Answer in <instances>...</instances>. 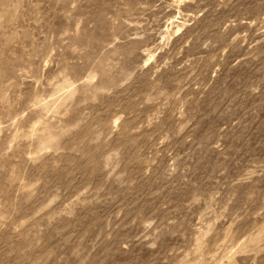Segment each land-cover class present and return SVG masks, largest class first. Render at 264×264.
Segmentation results:
<instances>
[{"label":"rangeland","instance_id":"1","mask_svg":"<svg viewBox=\"0 0 264 264\" xmlns=\"http://www.w3.org/2000/svg\"><path fill=\"white\" fill-rule=\"evenodd\" d=\"M0 264H264V0H0Z\"/></svg>","mask_w":264,"mask_h":264}]
</instances>
